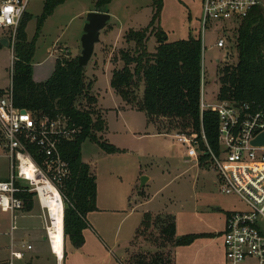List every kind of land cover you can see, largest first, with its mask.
Returning <instances> with one entry per match:
<instances>
[{"label": "rangeland", "instance_id": "obj_1", "mask_svg": "<svg viewBox=\"0 0 264 264\" xmlns=\"http://www.w3.org/2000/svg\"><path fill=\"white\" fill-rule=\"evenodd\" d=\"M4 1L0 0V7ZM96 2L97 0H67L56 8L53 17L45 21V27L43 26L42 33L37 38L32 60L35 82H45L52 76L56 59L63 55L60 49L64 51L68 48L71 56H76L78 46L81 47L86 17L90 12L87 10H94ZM152 3L153 0H113L102 8L111 15V20L107 29L101 33L94 57L85 68V81L94 83L91 94L99 101V105L93 106L94 109L103 118L102 111L105 113L107 126L102 134L104 141L121 151L109 154L89 140L83 143V161L95 165L98 210L87 215L89 227L82 233V247L75 248L73 242L65 238L64 257L67 256L63 264H128L131 257L137 255L150 258L157 251L173 253V248L159 247L158 223L146 234L140 233L134 240L143 215L149 211L155 213L152 214L154 217H161L158 218L160 221L166 215H173L177 222V237L191 233L221 232L223 219L228 212L248 211L241 198L220 192L213 170L199 167L195 161H187L186 149L178 146L171 137L181 131L177 121L149 122L144 112L127 108L111 87L114 69L124 66L121 51L135 50V44L127 43L125 37L130 30L139 31L151 24L154 16ZM42 6L43 0H34L28 5V12L35 14L27 29L31 41L36 34L37 16L43 13ZM227 27L228 30L224 31L222 24L214 22L203 31V0H163L159 19L155 22V31L165 32L169 42L187 40L190 36L199 37L202 33L206 72L205 99L211 104L217 103L221 88L218 69L226 63L232 66L238 63V52L231 48L232 42L228 40L225 49L216 46L219 38L234 34V30H230L231 25L227 24ZM1 34L2 30L0 36ZM157 46V37L151 35L147 51L154 53ZM13 60L11 48L0 49V89H8L11 85ZM142 92L143 85L137 94L139 99ZM83 104L87 107L85 102ZM9 174L10 160L0 138V181L8 180ZM142 177L149 179L145 187L141 186ZM23 212L28 217H18V229L13 232V243L18 246L25 240L34 247L26 255L25 263L56 264L48 241L41 240L46 236V231L38 201L34 199L33 209H24ZM20 215L21 213L18 214ZM261 228L264 230V224ZM11 233L10 215L0 212L1 264L10 256ZM214 238L216 237H201L204 240L196 243L193 249L199 250L203 244L214 254L217 251ZM188 251L190 250L184 247L178 250L176 264H200V261H207L209 256L205 251H196L193 253H197L193 263L194 257L189 258ZM186 258H189V262ZM204 264L213 263L207 261ZM224 264L231 263L225 259ZM240 264L257 262L253 258H247Z\"/></svg>", "mask_w": 264, "mask_h": 264}, {"label": "trees", "instance_id": "obj_2", "mask_svg": "<svg viewBox=\"0 0 264 264\" xmlns=\"http://www.w3.org/2000/svg\"><path fill=\"white\" fill-rule=\"evenodd\" d=\"M66 1H44L43 13L37 19L36 34L32 41L28 40L26 32L31 16L25 13L16 34L12 87L15 107L36 116L64 115L81 129L77 139L66 142L62 149L71 167L70 177L62 186L65 201L69 205L64 214V238H69L75 248H80L84 244L82 233L89 227L87 215L98 210L96 177L83 161L82 145L89 140L109 154L121 150L104 141L102 134L107 124L101 113L93 107L98 104L97 97L91 94L94 83L85 81V68L78 65V57H72L70 52L68 55L63 54L56 59L55 70L47 81L37 83L33 79L32 60L37 38L42 33L45 21ZM112 1L97 0L96 8L101 10ZM152 6L154 16L151 24L145 29L127 33L125 39L127 43L135 44V50L121 51L124 66L114 70L111 87L125 103L144 112L151 123L156 120L177 121L181 128L179 132L195 133H200L203 126L209 145L216 150L219 118L212 111H205L203 115L200 112L202 36H190L187 40L175 42L165 40V32L155 31L163 0H153ZM151 35L158 39L154 53L147 51ZM230 41L235 42L238 63L218 69L221 83L218 99L264 104V10L254 9L241 21ZM142 85L143 92L139 99L137 94ZM4 94L5 91L1 90L0 96ZM206 158L202 156L200 167H204ZM20 197L24 199L25 210H32L33 196L22 194ZM158 218L161 217L145 213L134 240L140 233L149 232L157 223L160 225L158 244L161 249L189 246L197 239L209 236L187 234L177 237L175 217L166 215L161 221ZM128 264H175V260L172 251H157L150 258L142 255L131 257Z\"/></svg>", "mask_w": 264, "mask_h": 264}, {"label": "built area", "instance_id": "obj_3", "mask_svg": "<svg viewBox=\"0 0 264 264\" xmlns=\"http://www.w3.org/2000/svg\"><path fill=\"white\" fill-rule=\"evenodd\" d=\"M34 0H5L0 7V30L7 31L9 47L14 53L16 34L27 13L28 5ZM256 8L264 10V0H203V31L217 22L224 31H237L241 21ZM10 9V11H8ZM234 35V34H233ZM231 37H221L216 46L225 49ZM202 40L203 35L201 33ZM227 37V38H226ZM235 49V42L231 48ZM68 55V50H62ZM202 52L200 74V112H215L219 118L218 147L213 149L203 126L200 133L177 132L171 137L178 146L186 149L188 162L195 161L200 167L202 156H206L204 167L210 168L217 177V186L222 194L236 195L247 205L248 211L232 212L227 217L223 246L226 260L240 264L253 258L257 264H264V143H257L264 136V104L221 101L208 103L205 99L206 72ZM229 60V53L226 57ZM15 56L11 67L14 74ZM224 65H228L227 63ZM81 129L64 115L49 116L33 113L15 107L12 81L5 94L0 96V138L2 147L10 160L8 180L0 181V212L10 215L12 244L10 256L4 264H26V255L33 246L25 240L15 246V232L18 214L25 209L24 199L28 194L37 200L43 214V228L46 231L53 254L50 227V210L42 198L50 186L53 196L60 199L64 231L65 196L63 183L70 177L71 167L63 154V145L74 141ZM165 135V134H164ZM65 246V238H64ZM56 264H63V256L53 254Z\"/></svg>", "mask_w": 264, "mask_h": 264}, {"label": "crops", "instance_id": "obj_4", "mask_svg": "<svg viewBox=\"0 0 264 264\" xmlns=\"http://www.w3.org/2000/svg\"><path fill=\"white\" fill-rule=\"evenodd\" d=\"M44 1L45 0H43V6H42V11H43V7H44ZM56 11V10H55ZM87 11H98V12H103V13H105V11H103L102 9L101 10H98L97 8H95L94 10H87ZM27 14L29 15V16H31V20H30V22L28 23V26H29V24L31 23V21L34 19V17H35V14L34 13H32V12H28L27 11ZM54 14H55V12H54ZM54 14L51 16V17H53L54 16ZM42 15V14H41ZM41 15H39V16H37V17H40ZM50 17V18H51ZM50 18H48V20L50 19ZM48 20H46V22L48 21ZM45 22V23H46ZM28 26H27V29H28ZM44 27H45V25H44ZM27 29H26V32H27ZM7 31L6 30H2V34H1V36H0V39L1 38H4V37H6L7 38V33H6ZM27 37H28V40L29 41H31L30 40V38H29V36H28V33H27ZM1 48H3V47H1ZM0 48V49H1ZM10 48V47H9ZM9 48H5V49H9ZM66 50H68L70 53H71V51L68 49V48H66ZM81 54V47L80 46H78V51H77V54H76V56H72V57H78L79 55ZM118 69V68H117ZM119 69H122V68H119ZM114 70H116V69H114ZM114 72V71H113ZM112 76H113V74H112ZM112 76H111V79H112ZM111 82V81H110ZM38 83V82H37ZM1 90H3V89H0V91ZM6 89H4V91H5ZM114 91V90H113ZM115 92V91H114ZM116 94V93H115ZM117 95V94H116ZM118 96V95H117ZM98 99V98H97ZM126 104V107L127 108H129V109H133V110H137L136 108L134 109V108H132V106H130V105H128L127 103H125ZM98 105H99V101H98ZM99 109H101L100 107H99ZM102 110V109H101ZM102 113L104 114V119H105V113H104V111H102ZM84 162L85 163H87L89 166H90V172H91V174L92 175H96V171H95V165H93L91 162H89V161H86V160H84ZM98 208V207H97ZM146 213H148V212H146ZM149 213H152V214H155V213H153V212H151V211H149ZM167 213V212H166ZM230 213H232V212H228L227 214H226V216H225V218L223 219V227H222V231L221 232H208V233H205V235H209L208 237H216V238H214L213 240L214 241H216V245H217V251L216 252H214V254H212V252H210V249H209V247L207 246V245H200V247H199V250H195V249H193L194 248V246H195V244L196 243H198L199 241H201V240H204V239H201V238H199V239H197L193 244H191V245H189V246H184V248H186V250H190V251H188L187 252V255H189V258L190 257H194V259L192 260L193 261V263H194V261L196 260V254H193L194 252H196V251H200L201 253H203L204 251H205V254H207V255H209L208 256V258H207V261H211L213 264H224V260L226 259V255H225V250H224V246H223V236H224V233H225V230H226V222H227V217H228V215L230 214ZM169 214V213H168ZM20 218H27L28 216L27 215H25L24 214V212H22L21 213V215L19 216ZM191 234H202V233H191ZM214 234V235H213ZM176 235H177V222H176ZM218 236H219V238H218ZM45 237H42V241L43 242H46L45 240ZM213 242V241H212ZM30 243V242H29ZM42 246V245H41ZM34 248V247H33ZM181 247H178V248H175L174 249V252H173V254H174V260H175V258L178 256V250L180 249ZM190 248V249H189ZM34 250V249H33ZM209 257H210V259H209ZM189 258H186V261L187 262H189ZM191 258V259H192ZM65 259V258H64ZM207 261H200V264H204V263H207ZM6 261H4V262H2V263H5ZM192 262H190V264H191ZM1 264V263H0ZM175 264H176V261H175Z\"/></svg>", "mask_w": 264, "mask_h": 264}, {"label": "water", "instance_id": "obj_5", "mask_svg": "<svg viewBox=\"0 0 264 264\" xmlns=\"http://www.w3.org/2000/svg\"><path fill=\"white\" fill-rule=\"evenodd\" d=\"M111 20V15L108 13L91 11L87 14L86 24L84 28V33L81 38V54L78 56V65L82 68H87L90 61L94 57L96 45L99 44L101 33L107 29L109 22ZM167 39V36L164 37ZM0 45L3 48H9V40L4 37L0 39ZM257 143H264V136H262ZM149 179L147 177H142L141 186L145 187ZM69 205L65 204V209L67 210ZM46 241V237L44 239Z\"/></svg>", "mask_w": 264, "mask_h": 264}, {"label": "bare ground", "instance_id": "obj_6", "mask_svg": "<svg viewBox=\"0 0 264 264\" xmlns=\"http://www.w3.org/2000/svg\"><path fill=\"white\" fill-rule=\"evenodd\" d=\"M50 186L46 187L48 192L46 196L42 198L43 203L49 207L50 218L52 221V226L50 227V236L52 239L53 254H57L62 258L64 250V231L62 222V211L60 206V199L57 196H53L50 192Z\"/></svg>", "mask_w": 264, "mask_h": 264}, {"label": "snow or ice", "instance_id": "obj_7", "mask_svg": "<svg viewBox=\"0 0 264 264\" xmlns=\"http://www.w3.org/2000/svg\"><path fill=\"white\" fill-rule=\"evenodd\" d=\"M8 11H10V9H8Z\"/></svg>", "mask_w": 264, "mask_h": 264}]
</instances>
